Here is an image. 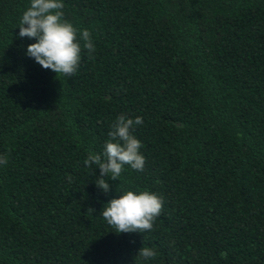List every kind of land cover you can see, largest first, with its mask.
Instances as JSON below:
<instances>
[{
    "label": "trees",
    "instance_id": "trees-1",
    "mask_svg": "<svg viewBox=\"0 0 264 264\" xmlns=\"http://www.w3.org/2000/svg\"><path fill=\"white\" fill-rule=\"evenodd\" d=\"M62 2L94 43L70 76L26 55L30 0H0V264H264V0ZM121 115L145 166L105 193L85 160ZM128 190L164 198L152 230L100 215Z\"/></svg>",
    "mask_w": 264,
    "mask_h": 264
},
{
    "label": "clouds",
    "instance_id": "clouds-1",
    "mask_svg": "<svg viewBox=\"0 0 264 264\" xmlns=\"http://www.w3.org/2000/svg\"><path fill=\"white\" fill-rule=\"evenodd\" d=\"M63 8L62 0H30V6L19 23V38H34L37 41L28 45L26 55L34 58L44 69L70 76L80 65L81 41L89 54L94 50V43L88 29L81 31L63 18ZM142 123V117L119 116L112 125L110 139L103 152L89 150L85 164L100 169L96 184L105 193L110 191L106 178L119 179L125 165L138 171L144 169L145 157L140 153L142 143L133 134L135 126ZM7 162L8 157L0 154V165ZM163 207L164 198L155 192L128 190L111 199L100 215L116 229V233H144L152 230ZM156 255L154 247L146 246L138 253L145 259L155 258Z\"/></svg>",
    "mask_w": 264,
    "mask_h": 264
}]
</instances>
